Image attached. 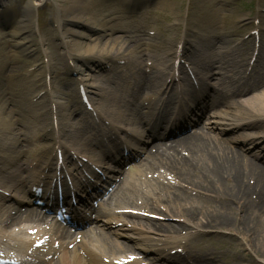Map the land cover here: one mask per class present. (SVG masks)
<instances>
[{"label": "bare ground", "instance_id": "1", "mask_svg": "<svg viewBox=\"0 0 264 264\" xmlns=\"http://www.w3.org/2000/svg\"><path fill=\"white\" fill-rule=\"evenodd\" d=\"M147 1L0 0V25L10 24L11 28H14L10 33L0 30V82L2 80L7 81L11 77H18L15 86L21 90V73L30 64L42 61L44 58L47 59L45 67L39 69L38 75L46 81L47 77H51L65 85L68 83V80L63 78L65 71L72 70L80 74L83 66L94 67L96 70L102 71L104 65L101 64L100 59L117 61L129 58L138 65L141 64L143 62L142 46L144 39L141 34L144 32L142 29L149 26L147 15L150 12L146 8L140 11L138 15L126 16L122 5L129 9L142 5ZM220 1L201 0V10L197 11L196 20L194 21L195 29H205L210 33L215 31L211 35L203 37V41L206 44L210 43L213 51L224 48L223 46L235 40L233 37H226V34H239L237 30L223 32L217 29L220 19L225 27L230 26L235 19V16L231 14L220 15L219 11L223 9ZM157 4L169 6L170 2L168 0H157ZM45 9L48 11V19L44 18L46 15ZM40 12L43 13V18L40 20L37 17L36 32H39L41 39L37 41L34 16H38ZM163 17L168 19L165 15ZM48 20L50 23L57 24L59 31H61L60 36L49 26L46 22ZM236 20L243 27L248 26L247 19L244 16H237ZM176 40L175 38L174 41ZM56 41H59L60 44ZM250 41V38H246L243 43L247 45ZM157 42L153 45L154 48L164 46L165 39H159ZM262 43L263 41H260V47H262ZM43 46L48 49L47 53L42 52ZM60 47L64 49L63 56L66 61L68 60V65L64 66L60 62ZM15 51L30 56V59L16 56ZM172 53L176 54L173 61L175 63L179 56L176 50ZM93 58H98L97 62H94ZM7 59L12 61L8 62ZM90 61L92 62L91 65L89 64ZM241 63L242 60L239 62L240 67L243 66ZM205 64L207 65V73H210L215 65L221 64V61H206ZM260 79L259 83L256 82L258 84L238 86L234 91L229 92L234 101L237 97L250 96L247 101L249 100L252 109L247 111V116L242 123V126L247 128H254L264 123V93L257 90L264 83V63L261 65ZM171 81L172 77H170L169 82ZM149 83L142 81L135 88V96L148 93L151 88ZM78 84L83 85L82 82ZM31 85L36 86L33 82L29 83L28 90ZM12 96L13 94L8 92L7 89H2L0 92L1 133L17 134L21 131V128L12 131L17 123V120L13 117L16 110L13 106H9ZM67 102L71 115L78 111L69 98ZM225 102V97L218 94L209 106V110L211 107H218ZM205 109L208 110L207 106L203 108V115ZM22 111L27 112L29 116H33L31 115L32 111H26L23 108ZM51 111L53 110L51 109ZM5 120H7V123ZM199 121L200 119L198 123ZM52 125L55 126L53 122ZM158 125L160 123L153 125V128L158 127ZM151 133L154 135L153 132ZM156 137L158 139L161 137L159 132H157ZM89 142L99 144L95 136L90 138ZM240 148L237 149L227 145L225 139L203 133L200 127H196L194 131L169 141V143L161 141L153 148L147 147L144 157L141 159L143 165L149 171L164 169L167 174L171 175L174 183L154 185L152 190L155 198L147 196L145 202L146 204L149 202L152 208H157L163 212V214H160L167 219L172 216H179L182 219L176 218L174 222L147 220L144 223L145 226L149 230L179 233L188 229L186 225H195L202 230L204 229L202 233L207 234V230L228 225L231 222L209 209L214 198L220 197L221 192H224V189L228 187L229 193H226L230 194V197H227L232 200L235 197L241 198L243 200L241 211L245 208V212L241 213V219L233 220L234 225L240 228L243 226L257 227L256 224H258L261 217L264 219V167L246 158L239 150ZM115 149L114 153H120L117 148ZM45 153L41 150L39 156L42 157ZM18 156L19 152L15 155L8 154L6 157L0 158L3 162H6L0 165V169L8 171L10 164L14 163ZM130 182H132V179ZM24 183L25 180L21 181V184ZM130 186V189L134 190L132 183ZM127 190L129 188H120L119 197ZM33 196L31 193L30 198ZM26 200L30 204L31 200ZM43 219L46 220L47 216L44 217L39 211L25 207L23 209L17 208L14 213H9L2 223L11 225L22 221L39 222ZM43 234H47V232ZM58 235L71 238V235H68L64 229H57L53 232V237ZM95 240L98 242V246L94 249L88 246L84 240L75 243L74 251H69L62 245L59 249L52 246L47 254H58L56 260L41 259L32 263L105 264L101 260L102 254L115 252L116 246L102 237H96ZM31 243L32 241H30L29 246H31ZM23 246H27V244H23ZM128 247L130 246H123L124 249H128ZM146 256L152 262H159V264H240L244 259L240 251L218 245L215 242V236L210 235H198L195 241H191L183 247L182 254L170 255L163 251L153 250V255L146 254ZM130 264H136V262Z\"/></svg>", "mask_w": 264, "mask_h": 264}, {"label": "rangeland", "instance_id": "2", "mask_svg": "<svg viewBox=\"0 0 264 264\" xmlns=\"http://www.w3.org/2000/svg\"><path fill=\"white\" fill-rule=\"evenodd\" d=\"M169 1H170L169 6H164L162 4H157L155 1L154 2L150 1L147 4L145 3L146 5L143 4L142 7H140V9L136 10V13L137 12L139 13V11L143 10L144 8L152 9L153 11V12L151 11L150 14L147 15L148 16L147 21L149 23V26L146 28V31H145L146 33L142 35V37L144 38V41H147V39L149 38L153 40L160 39L162 37L161 31L162 32L166 31L169 37H171L174 34V32H176L177 35L182 36L184 32V26L186 25L185 19L187 18L188 14L190 15L188 16V18H191V16L193 17L192 20H189V21L193 22L195 19L194 18L195 12L198 10H201V4H202L201 0H169ZM263 1L264 0H227L224 4V10L219 11L220 15L221 14H231L235 16V19L232 22V24L227 27L223 25V21H221L220 19V24L218 26V29L220 31L229 32V31H233V28H236L238 31H242L241 24L238 23V21H236L237 16H244L248 19V22H249V27L243 29V32L240 33L239 36L233 35V37L235 38V41L232 42L231 44L226 45L224 48L221 49L222 52L217 54L218 57L222 58L224 61H226V63L230 65L226 67L230 71L225 72V70H220L219 68H217L213 75L216 79H220L221 76L224 78V80H219V82L215 83V85L221 88L223 91H226L227 88H231V89L235 88L238 85V83L235 82L237 79H241V82H248L247 84H251L253 80L255 79V78H252L250 75H246L244 73L245 66L241 68V67L232 65V63H238V60L241 57L242 51L244 50V52L246 53L248 49H249V54L247 55V59L244 62L246 63V65L248 62L250 63L249 57H250L252 48L254 46L253 40L251 39V42L246 47L244 45H240L239 42L242 40L243 37H245L249 33H254L257 30V28H259L260 31H264V2ZM234 4H236V7L234 6ZM163 15L167 16L168 20L165 19ZM177 15H180L182 17L181 20L176 17ZM255 17H257L256 20L254 19ZM46 18H48V12L46 14ZM258 18H259L260 23H258L259 22ZM47 22L49 23V26L52 29H54L55 32H57L60 36L61 31H59L60 29L57 26V24L50 23V21H47ZM175 25H178L177 31L174 29ZM0 30L5 31L6 33H10L14 30V28H11V26L7 24L5 26L0 25ZM205 31H208V30H205ZM199 33L200 31L198 32L197 35H194V36L192 34L188 35L189 42H187L185 46L186 52L184 51V53H187V55L190 57L191 61L189 62V64H192L193 67L194 65H197L195 62H197L201 57L207 56L210 53V48L208 46L203 47V46L198 45L196 38L199 35H202L201 33L200 34ZM206 34H210L209 31L206 32ZM36 36H38V33L36 34ZM259 36H261V33H259ZM40 38L38 36V39ZM191 41L193 42L190 44ZM56 43L60 44L59 41H56ZM153 44H155V42ZM189 46H191V49ZM43 48L44 49H42V52L47 53L48 49L45 46H43ZM143 48H145V54L143 55V57L149 58V61H146V62H153L155 60L154 67L150 68V71L152 73H148L146 71V67H143L145 68L144 77L150 78L153 76V72L158 74V70L159 71L164 70L163 62H165L167 59L166 57L167 54H165V51H167V49H164L158 52L157 50L148 52L147 51L148 47H146V45H144ZM59 52L61 54L60 56L61 64L66 65V62L63 61L64 60L63 58L64 49L60 47ZM260 53L262 55V58L264 59V46L262 47V50ZM18 56L20 55L18 54ZM7 60L8 62H11V60L9 59ZM42 61L35 62L32 65L30 64V67L27 68L23 72V75H25L28 72V70L34 69L33 74H29L28 72L29 75L20 76L22 89L24 88V86L27 87L28 81L31 82L33 79L35 80L39 79L38 70L41 67L43 68L45 66L47 59L44 58ZM254 65H256L255 69L258 70L259 69L258 62H255ZM197 68L199 67L197 66ZM82 69H83V72L81 75H78L77 73L70 71V70L66 71L63 74L64 78L72 82L70 86H67V85L65 86L64 84L59 83L57 82V80L53 79L50 82V86H49L50 88H52L51 91L49 92L50 97H51L50 100L54 101L56 104H58V106H61L62 108H64V106L67 105V96H68L67 93L71 94L72 92L74 93L73 101L75 102L78 99L76 95V90H75V88H77V85H76L77 82H75V80L81 79L86 86L87 85L90 86L88 89L90 90V94L92 98L95 99L94 102L96 103V106H98L100 103L103 104V101L101 100V98H105L103 108L106 114L109 115L110 117H115V118L120 116L122 114L121 107L124 106V101L128 99L129 101H131L133 97L131 91L125 89L127 86V84H125V81H129V79L127 78V75L129 74L127 73V69L124 68L126 70H124L123 72H120L121 68H119L117 69V71H119L117 73H114L113 71L110 72L109 70L102 72V73H97V72L89 71V69L85 67H82ZM139 73L141 74V72ZM123 76L125 78H123ZM16 82H17L16 78H14L13 80L6 81V82L2 81L0 83V92L3 88H6L8 92H12L14 95L16 94V96H18L19 98H15V100H18L20 102L21 104L20 108L22 107L26 109L33 108V109H36L38 112H43V111L47 112V110L49 109V106H48V102L46 100L45 95L41 96L40 101L33 105L30 103L28 99L29 94L32 93L33 90L31 89L27 92V89H24V93H22V89L19 90L18 88L15 90L14 86ZM36 86L38 87L36 91H38L40 88L45 90L44 79H39ZM122 89L124 90L122 91ZM260 92L264 93V89L261 90ZM246 99L248 98H240V99H237L238 103L233 104L232 102H230V104L223 106L221 108L223 114L218 115L219 117L217 120H215V123H217L216 125L218 129H220V127H223L224 124L227 125L226 129L229 132L226 135L221 136V137L226 138L227 136H229L230 139H232L230 141L233 144H236L239 141H243L244 143L242 144L245 147L246 155L252 158L254 161L258 162L260 165H264V141L257 139V138H260V136L264 135L263 133L264 124L259 125L258 127L259 130H255L252 132L244 131L241 129L234 130L235 125L231 124L232 122L238 123V121L241 119L240 116H241V113H243V110H242L243 108L247 110L252 109L249 100L247 101ZM115 103L116 104L118 103L119 108L118 106H116ZM12 104H16V103L12 102ZM62 110L64 111L63 112L64 115L62 114V116L64 117V120L67 117L66 121L64 122L70 125L72 124L73 126L76 127L75 122L74 121L71 122V120L69 119L70 116H69L68 110L67 109H62ZM14 117H16L18 120V124H15L14 128L21 127V122H23L24 119L20 117L17 114V112ZM37 121L43 122V116L38 118ZM119 121L120 120H117L116 124H118ZM5 122L7 123V120H5ZM213 124L214 123H212L211 126H213ZM99 129L100 127L87 128L86 131H83L82 133H80V135L76 139L75 138L70 139V141L75 144L73 147L74 148L77 146L79 147V143L83 139H85V136L87 135L86 132H89V131L97 132L99 131ZM66 130L70 134H73V135L75 134L72 127H66ZM26 134H27V131H26ZM241 135H245L244 138L240 137ZM10 138H13L12 134L9 135L7 133H1L0 134V146L5 147L9 145ZM249 139H257L255 141L258 143L252 144V142ZM32 142L33 141H31L30 143ZM22 144L29 145V142L23 140L20 137L18 141L19 147ZM94 152H97V150ZM88 155L91 156L90 163L92 165L94 164L97 165L99 163V161L97 160L98 158L97 153L92 152V153H88ZM21 164L22 163H20L19 165ZM22 168L26 169V165L24 164ZM16 169L17 167H13V171H12V174L14 175L15 178L17 177V173H18ZM164 180H165L164 178H160L158 181H164ZM158 181L154 180L153 183H157ZM167 181H169L168 176H167L166 182ZM143 190L144 189H140L136 193V196L137 197L143 196ZM228 190L229 188L226 187L224 189V192L223 191L221 192L222 195L220 197L214 198V201L212 202V206L209 207V209L213 211L215 214H217L218 216L227 219L231 223L225 226L218 227L216 229L207 230L208 231L207 235L215 236V242H217V244L222 247L231 248V249L240 251V254L244 257V259L240 262V264H264V219L263 217H261L258 224H256L258 228L252 227V226L251 227L243 226L240 228L239 226L234 225L235 222L233 220L241 219V213L243 214V212H245V208L242 209L241 211V205L243 203V200L241 198L235 197V199H233L234 201L232 199H229L230 194H227L229 193ZM244 204L246 205L247 203H244ZM248 211H249V207H248ZM199 232H202V229L194 227L192 229L186 230V232H181L179 234L177 233L173 234V236L176 237L175 239L173 237H171L173 239H170L162 235H158L163 239V244L159 248H164V249L169 248L171 241H176V244L180 245V243L183 241L194 239L195 236H197Z\"/></svg>", "mask_w": 264, "mask_h": 264}]
</instances>
